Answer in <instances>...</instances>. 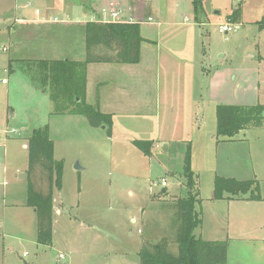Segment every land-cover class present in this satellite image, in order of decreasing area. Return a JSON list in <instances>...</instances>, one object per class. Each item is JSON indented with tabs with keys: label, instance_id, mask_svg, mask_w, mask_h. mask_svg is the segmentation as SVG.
<instances>
[{
	"label": "rangeland",
	"instance_id": "1",
	"mask_svg": "<svg viewBox=\"0 0 264 264\" xmlns=\"http://www.w3.org/2000/svg\"><path fill=\"white\" fill-rule=\"evenodd\" d=\"M15 1L21 2L0 0V264H139L138 252L145 241L150 245L162 237L177 253L173 204L187 195L178 155L185 144L173 142L169 147L155 141L152 154H144L132 140L155 137L145 121L146 128L139 129L122 120L112 138H107L105 127L91 126L85 116L78 117L77 125L58 124L53 137L49 132L54 155L66 160L62 186L53 201L60 200L66 208L61 216L53 215L51 242L37 241V215L24 207L27 149L22 146L32 129L53 126L60 118L56 113L67 109L62 87L45 77L42 66L14 57L19 56L12 44L17 22L14 17L7 20V14ZM179 1L160 0V4L170 8L163 19L169 18L178 29L188 24L194 32L193 52L183 61L195 72L198 103L195 131L186 139L195 167L201 170L196 178L202 196L212 193L214 174L226 173L227 154H233L235 167L242 171L227 173L256 179L257 192L264 197V111L260 126H248L232 137L234 153L231 145L229 152L222 145L217 160L214 141L207 137L216 136V104H264V0H200L196 9L193 0ZM235 9L240 13L238 21L228 20ZM197 20L203 24H194ZM223 24H232L233 31L219 32ZM154 28L146 25L142 31L152 35ZM182 42L177 40L174 47H184ZM52 92H60L58 101L52 100ZM151 121L155 124L156 118ZM201 135L204 139L199 142ZM72 161L85 168H70ZM33 174L37 189L48 191L46 176L36 170Z\"/></svg>",
	"mask_w": 264,
	"mask_h": 264
},
{
	"label": "crops",
	"instance_id": "2",
	"mask_svg": "<svg viewBox=\"0 0 264 264\" xmlns=\"http://www.w3.org/2000/svg\"><path fill=\"white\" fill-rule=\"evenodd\" d=\"M180 1L186 2V0ZM175 6L178 7L179 3L175 2ZM167 9L169 11L170 8ZM167 9L162 7L160 0H21L20 3L14 2L12 11L7 14L9 16L7 20L14 17L13 20L17 22L15 37L12 38L14 52L19 55L18 57L14 55L15 59L26 62L33 60L37 63L83 61L86 57V22H138L139 34L143 38L140 43L139 62H89L86 66L83 99L90 105L97 103L102 113L112 116L111 135L107 138L114 136L116 126L124 120L133 123L131 125L139 129L145 127V122L148 123V128L152 129L155 135L154 138H150L151 149L155 141L167 142L169 147L173 142L185 144L178 154L182 158L183 168V158L189 146L186 138L189 135L191 138L195 131L194 105L198 103L195 98V72L183 61L193 52L194 32L188 24L178 29L169 18L163 19ZM112 13H116V16ZM153 16L160 20L155 21ZM194 24L203 23L197 20ZM146 25L156 27L152 35L142 31ZM178 36L182 39H175ZM177 40H183L184 47H180L182 50L174 47ZM10 65L8 64V67ZM56 115L60 116L58 123L54 122L53 126L48 124L52 137L58 124L77 125L78 117L83 116L68 113H56ZM153 117L156 118L155 124L151 121ZM199 130L200 127L196 129V133ZM200 137L202 138L199 142L204 139L203 135ZM207 137L210 141H214L217 160L222 145H227L228 152L230 149L228 145H231V152L234 153L232 145L236 142L232 138L226 140L210 133ZM22 147L27 149V142ZM54 153L55 142L53 157L62 160L64 174L66 160L64 161L63 156L56 157ZM233 156L227 154L228 165L223 166L226 173L215 171L217 173L214 176L234 177L227 172L242 171L235 167ZM193 158L191 153V170L199 198L197 206L202 219L200 226L194 231L195 235L204 240H225L226 264H264V197L260 196L258 200L244 197L214 199L213 188L212 193L202 196L196 178L197 172L201 170L195 167ZM206 159L211 162L210 157ZM77 162L72 161L70 168L77 170L74 168ZM79 165L81 169L85 168L83 163L80 162ZM78 174L80 181L81 172L79 171ZM56 190L59 192L60 189L53 191L52 218L54 214L61 216L66 208L61 205L63 202L60 200L53 201ZM24 207L32 208L26 202ZM132 220L134 221L135 218ZM51 231L52 239L53 230Z\"/></svg>",
	"mask_w": 264,
	"mask_h": 264
},
{
	"label": "trees",
	"instance_id": "3",
	"mask_svg": "<svg viewBox=\"0 0 264 264\" xmlns=\"http://www.w3.org/2000/svg\"><path fill=\"white\" fill-rule=\"evenodd\" d=\"M198 8L200 0H193ZM238 9L228 15V20L238 21ZM264 17V15H263ZM262 17V21L264 18ZM139 23L130 21H89L85 24L86 57L83 61L38 62L45 70V77L54 80L62 87V100L67 112L87 118L93 127L104 125L108 136L112 130V116L102 113L97 103L87 104L84 97L86 66L89 62H139L140 43ZM98 50V51H97ZM60 92L50 94L52 100L58 101ZM70 106V108H68ZM63 107V109H65ZM264 104L236 105L217 104L215 108L216 136L223 139L232 138L238 131L248 126L262 124ZM27 139V201L37 215V241L51 242L52 226V191L61 189L63 162L53 157V141L49 135L48 124L32 129ZM132 143L144 154L150 155L151 140H132ZM46 176L48 191L37 189L33 172ZM182 175L187 187V195L179 197L173 204L178 222L175 242L177 253L169 251L165 237L154 244L144 243L138 256L139 264H226L227 242L225 240H204L194 231L201 224L200 212L196 210L199 202L194 174L191 170V153L189 146L183 158ZM258 181L255 179L239 180L234 177L215 175L213 179V198H248L258 200Z\"/></svg>",
	"mask_w": 264,
	"mask_h": 264
},
{
	"label": "built area",
	"instance_id": "4",
	"mask_svg": "<svg viewBox=\"0 0 264 264\" xmlns=\"http://www.w3.org/2000/svg\"><path fill=\"white\" fill-rule=\"evenodd\" d=\"M113 16H116V13H112ZM234 27L232 26V24H223V25H219L218 27V31L221 32V33H227V32H231L233 31ZM160 184L162 186H165L167 184L166 180L164 178H161L160 179ZM59 258H63V255L62 253H60L59 255Z\"/></svg>",
	"mask_w": 264,
	"mask_h": 264
},
{
	"label": "water",
	"instance_id": "5",
	"mask_svg": "<svg viewBox=\"0 0 264 264\" xmlns=\"http://www.w3.org/2000/svg\"><path fill=\"white\" fill-rule=\"evenodd\" d=\"M102 127H104V125H102ZM74 168L77 169V170L81 169V167H80V165L78 164V162L75 164Z\"/></svg>",
	"mask_w": 264,
	"mask_h": 264
}]
</instances>
